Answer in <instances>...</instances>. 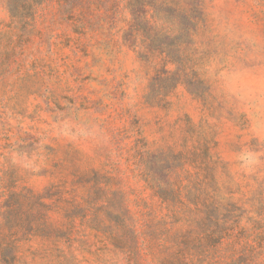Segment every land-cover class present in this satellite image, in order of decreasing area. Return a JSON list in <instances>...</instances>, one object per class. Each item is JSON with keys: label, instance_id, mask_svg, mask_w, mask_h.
<instances>
[{"label": "rangeland", "instance_id": "374dc122", "mask_svg": "<svg viewBox=\"0 0 264 264\" xmlns=\"http://www.w3.org/2000/svg\"><path fill=\"white\" fill-rule=\"evenodd\" d=\"M127 2L0 0L1 263L264 264V0H194L190 90L158 107L176 68L122 46Z\"/></svg>", "mask_w": 264, "mask_h": 264}, {"label": "trees", "instance_id": "16d2710c", "mask_svg": "<svg viewBox=\"0 0 264 264\" xmlns=\"http://www.w3.org/2000/svg\"><path fill=\"white\" fill-rule=\"evenodd\" d=\"M7 1L10 6H15L13 13L11 12L13 20L28 21L34 18L36 10L33 8L40 7L49 0H43L42 2L41 0H32V8L30 12H27L26 17H20L19 11L23 13L27 9L15 5L17 4V0ZM187 1L193 4L187 7V10L183 6H179L180 4H186L183 0L160 1L161 6L158 13H161L163 18H158L156 21L162 23L163 27L166 28L165 30H161L162 32L160 33L156 30L155 16L149 21L146 20L145 11L150 8V5L144 2L140 3V0H128L126 4V11L130 15V20L128 28L121 38L122 46L132 52L140 62L149 63L160 60L163 62L164 67L169 65L176 68L173 73L166 72L164 68L155 72L146 98L152 106H160L166 97L178 87H185L187 91L190 90V77L184 70L185 66L189 64L187 63L189 59L185 56L186 50H181V40L185 37L186 39H191L189 36L190 29H183L182 21L186 19L188 27L193 28L192 30L195 32V28L200 23L198 17L201 15V9L194 0ZM189 10H191V14ZM164 31L165 33H163ZM164 193L167 196V193L170 194L169 196L173 194L167 188ZM9 197L11 198V202H13V210L10 212L9 210L0 209V220L4 218L6 222H3V220L2 222L7 225L13 224V217L21 210L19 202L15 199V194L10 193ZM161 197L160 199H162ZM119 243L122 244L121 242ZM14 254L15 249L11 244H0V263L2 261H14Z\"/></svg>", "mask_w": 264, "mask_h": 264}]
</instances>
